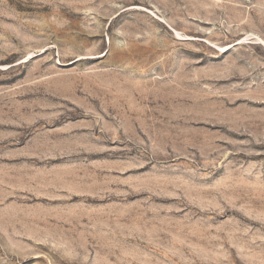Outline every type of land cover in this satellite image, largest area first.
<instances>
[{
  "label": "rangeland",
  "instance_id": "374dc122",
  "mask_svg": "<svg viewBox=\"0 0 264 264\" xmlns=\"http://www.w3.org/2000/svg\"><path fill=\"white\" fill-rule=\"evenodd\" d=\"M261 43L264 0H0V264H264Z\"/></svg>",
  "mask_w": 264,
  "mask_h": 264
},
{
  "label": "bare ground",
  "instance_id": "6f19581e",
  "mask_svg": "<svg viewBox=\"0 0 264 264\" xmlns=\"http://www.w3.org/2000/svg\"><path fill=\"white\" fill-rule=\"evenodd\" d=\"M179 35V34H178ZM263 42V41H262ZM262 44V46L264 47V44L263 43H261Z\"/></svg>",
  "mask_w": 264,
  "mask_h": 264
}]
</instances>
